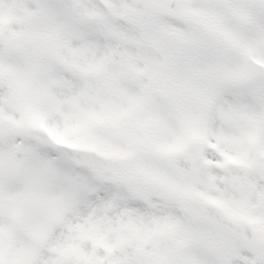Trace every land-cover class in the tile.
<instances>
[{
	"label": "snow or ice",
	"instance_id": "obj_1",
	"mask_svg": "<svg viewBox=\"0 0 264 264\" xmlns=\"http://www.w3.org/2000/svg\"><path fill=\"white\" fill-rule=\"evenodd\" d=\"M0 264H264V0H0Z\"/></svg>",
	"mask_w": 264,
	"mask_h": 264
}]
</instances>
